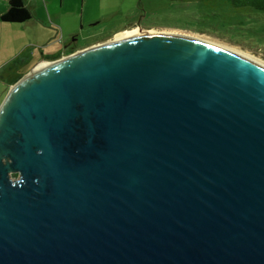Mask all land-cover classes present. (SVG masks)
I'll return each instance as SVG.
<instances>
[{
  "label": "water",
  "instance_id": "1",
  "mask_svg": "<svg viewBox=\"0 0 264 264\" xmlns=\"http://www.w3.org/2000/svg\"><path fill=\"white\" fill-rule=\"evenodd\" d=\"M38 67L0 106V264H264V61L135 29Z\"/></svg>",
  "mask_w": 264,
  "mask_h": 264
},
{
  "label": "crops",
  "instance_id": "2",
  "mask_svg": "<svg viewBox=\"0 0 264 264\" xmlns=\"http://www.w3.org/2000/svg\"><path fill=\"white\" fill-rule=\"evenodd\" d=\"M23 1L31 18L15 23L2 20L9 2L0 0V103L10 88L37 65L126 31L132 24L126 21L145 3V0ZM19 56L23 61L15 64Z\"/></svg>",
  "mask_w": 264,
  "mask_h": 264
},
{
  "label": "rangeland",
  "instance_id": "3",
  "mask_svg": "<svg viewBox=\"0 0 264 264\" xmlns=\"http://www.w3.org/2000/svg\"><path fill=\"white\" fill-rule=\"evenodd\" d=\"M137 8L127 23L218 41L264 61V11L227 0H145Z\"/></svg>",
  "mask_w": 264,
  "mask_h": 264
},
{
  "label": "trees",
  "instance_id": "4",
  "mask_svg": "<svg viewBox=\"0 0 264 264\" xmlns=\"http://www.w3.org/2000/svg\"><path fill=\"white\" fill-rule=\"evenodd\" d=\"M9 2L8 11L3 14L2 20L5 22L23 23L31 18V12L25 6L23 0H7ZM235 7L250 8L252 11H264V0H227ZM23 61L22 57L15 59V64ZM17 174H14L16 176Z\"/></svg>",
  "mask_w": 264,
  "mask_h": 264
},
{
  "label": "flooded vegetation",
  "instance_id": "5",
  "mask_svg": "<svg viewBox=\"0 0 264 264\" xmlns=\"http://www.w3.org/2000/svg\"><path fill=\"white\" fill-rule=\"evenodd\" d=\"M128 29L126 30V31H123V32H128L129 30H135V29H139V30H141V31H147V29H149V28H146V27H142V26H139V25H134V24H129L128 25V27H127ZM149 31H151V30H149ZM121 33V32H120ZM117 33H114L113 35H111V37L110 38H108L106 41H108V40H110L112 37H114L115 35H116ZM114 39V38H113ZM106 41H103V42H101V43H104V42H106ZM100 44V43H99ZM93 46V45H92ZM89 47H91V46H89ZM87 48V47H86ZM83 49H85V48H83ZM80 50H82V49H80ZM76 51H78V50H76Z\"/></svg>",
  "mask_w": 264,
  "mask_h": 264
},
{
  "label": "bare ground",
  "instance_id": "6",
  "mask_svg": "<svg viewBox=\"0 0 264 264\" xmlns=\"http://www.w3.org/2000/svg\"><path fill=\"white\" fill-rule=\"evenodd\" d=\"M151 31H152V30H151ZM153 31H155V30H153ZM175 33H176V32H175ZM177 33H178V32H177ZM125 34H126V32L118 33V34L115 36V39L117 40V39L123 37ZM185 35H186V34H185ZM191 36H192V35H191ZM236 49H237V48H236ZM238 50H240V49H238ZM43 65H44V63L41 64V65H39V67H38L37 69L39 70Z\"/></svg>",
  "mask_w": 264,
  "mask_h": 264
}]
</instances>
